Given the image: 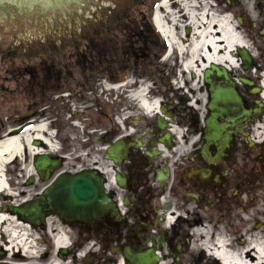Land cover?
<instances>
[{"label":"flooded vegetation","instance_id":"af4514ba","mask_svg":"<svg viewBox=\"0 0 264 264\" xmlns=\"http://www.w3.org/2000/svg\"><path fill=\"white\" fill-rule=\"evenodd\" d=\"M223 3L222 11H230L235 21L241 17L236 23L238 31L256 51H250L251 61L248 64L235 52L238 67L218 66L217 73L208 64L199 78L190 75L191 84L185 82V74H180L181 84L175 88L165 81L152 88L143 78L149 70L153 76L167 74L164 70L122 63L132 58L157 59L161 54L163 45L146 18L140 19L137 35L129 37L118 51L123 59L102 66H88L91 58L86 51L96 50L97 59L103 57L104 41L96 36L58 42L71 45L52 42L46 51L35 53L37 62L24 57L13 63L1 55L6 64L2 102L18 93L32 107L41 109V114L58 103H63L60 112L67 110L65 100L70 97L53 99L55 95L110 88L109 102L92 101L96 108L94 129H85L79 150L69 145L66 151L70 156L55 155L59 167L69 156L71 161L64 172L95 170L111 201V208L97 209L84 220L60 221L94 238L93 246L78 262L75 253L71 254L76 264H199L204 253L193 255L189 249L190 221L207 225L212 241L222 231L233 245L264 228V134L255 130L264 119V102L254 75L264 60V2ZM77 38L86 51L80 49ZM207 69L212 70L209 82L203 76ZM141 88L149 101L157 100L151 112L135 97ZM211 88H233L239 99L227 104L226 110L225 105L211 107ZM80 98L86 99L82 93ZM76 152L84 156L75 160L71 154ZM58 173L50 170L45 179L44 173L35 172L36 179L31 180L48 184ZM167 217H171L169 224ZM206 254L217 264H225Z\"/></svg>","mask_w":264,"mask_h":264},{"label":"rangeland","instance_id":"374dc122","mask_svg":"<svg viewBox=\"0 0 264 264\" xmlns=\"http://www.w3.org/2000/svg\"><path fill=\"white\" fill-rule=\"evenodd\" d=\"M159 1L160 0H73L43 4L42 0H32V6H30V0H24V6L15 2H0V138L10 129H19V131H21L22 128L27 126L24 123L31 122L32 124L38 120H43L47 125V131L52 134L51 140L56 148L55 150H51L45 144L43 145V143H40L38 146L43 148L44 153L47 155H55L59 150L58 147L61 146L62 153L70 155V153L66 151L69 145H74L76 150H79L78 143L84 136L85 129L88 126V128L94 129L96 108L95 105L92 104V100L102 99L103 101L109 102L110 92L101 88L93 89L91 92H82L86 97L85 100L79 99V90H72L71 94L69 92H64L65 95L61 93L57 96H53V99H60L62 97L68 99L70 97L69 100H65L67 110L64 112L59 111L63 103H58L50 112L41 114V109L32 107L30 102L21 98L18 93H14L12 96L10 95L7 98V102H2V80L6 75L4 72L6 64L2 57H10L9 61L13 63H17L20 58L24 60V57H28L27 60L32 62H37V60L34 61V59L38 57L35 53L46 51L45 49L50 46L52 42H56L58 45H71L59 44L58 42H71L70 38L93 36L94 32L98 30V34L95 33L94 36L100 37V39L104 41L101 49L103 59L101 63L96 64L90 52L88 55L89 58L92 59L89 61L91 65L89 64L88 66L98 67L103 64L112 63L114 60L122 58L117 54L119 53L118 49L125 47L128 36H132L131 31L129 35L128 33L126 35L124 30H127L131 26L132 29L136 30L142 15V18L147 17L151 21L152 12ZM187 1L198 2L201 9V4L204 0ZM210 1V4H213L214 7L213 11L220 15L223 14L222 7L224 6V0ZM173 9L181 13L179 7ZM178 29L179 28H177V30ZM186 29L187 26L183 27L181 30L182 32H186ZM60 37H66L67 39H60ZM75 40L78 42L80 49L86 51L84 50L83 41L78 38ZM158 40L166 44L165 40L160 35ZM246 43L249 46V50L254 52L255 50L251 42L246 40ZM69 52H71V50H69ZM2 54L4 55L1 57ZM130 61H132V59L128 62L122 61V63L131 66ZM178 63V54L172 51V53L165 58L161 56L157 59L150 57H148L147 60L137 59L133 66L134 68H159L160 72L164 70L163 72H167V74L157 76H153L149 70L143 78L152 84V88H155L154 85L162 81L167 82V85L175 88V86H177L176 84H181L179 79L175 81V78H180L181 76L179 75L181 69H177ZM261 72H264V60L260 62L259 69L256 68L255 74L253 73L256 75L258 81ZM184 80L186 83L191 84L189 73H186ZM7 83H9V86L12 84L10 82ZM22 115L26 116L22 117ZM53 123H55V125H53ZM19 131H17V133H19ZM34 156L35 155L30 157L29 154L25 153L21 158H16L6 165L9 190L11 192L7 194L5 192L0 193V204H2V206L14 205L24 197H30L31 199L34 192L40 190L47 184L46 181H29L31 178L36 179V175H33L27 167L29 164H32ZM70 161V158L67 157V162H64L62 168L66 169L65 166L70 164ZM19 171L21 172L20 174ZM15 177H17V179ZM14 178L16 180L14 182L18 181V189L13 187L14 182L11 179ZM20 189L24 191V196H19L17 190ZM51 221L53 222L51 223ZM23 227L24 225L22 228H18L20 229L19 234H22L25 230ZM60 229L62 232L68 233L66 227L58 223L53 217L44 227L30 229L29 238L25 241L33 245L32 249L34 252H24L25 256H22L23 251H18L16 247L9 249L8 247L11 244L9 243L10 236L9 234L7 235L6 232V234L2 233V237L0 235V241H2V246L0 247V264H2V262L5 264H51L53 260H58L61 264H74L69 256L61 257L56 253L53 237L55 236L54 234L60 233ZM69 234L71 239L70 242H68V248L74 249L77 247L76 252L82 253L81 246L88 237L81 235L78 230L74 229L73 231L70 230ZM93 244L94 240L89 239L87 247ZM77 256L81 257L79 254H77Z\"/></svg>","mask_w":264,"mask_h":264},{"label":"bare ground","instance_id":"6f19581e","mask_svg":"<svg viewBox=\"0 0 264 264\" xmlns=\"http://www.w3.org/2000/svg\"><path fill=\"white\" fill-rule=\"evenodd\" d=\"M175 3L180 8L181 13L176 9L170 8H177ZM198 7V2H189L187 0H171V3L170 0H160L157 4L153 13V21L157 30L168 41L169 53L165 57L169 56L172 51L176 52V54H181V66L184 71L193 73L198 78L208 64L221 65L226 68L238 67L239 61L234 50L238 47L248 48V45L244 37L237 32V27L231 16L227 14L219 15L213 12L207 14L208 7L205 3H203L201 9H198ZM186 26L188 27V32L184 33L181 29ZM177 28L179 29L177 30ZM259 80L262 89L261 99L264 102V73L259 75ZM144 90V88L139 89L135 93V97L146 111L151 112L156 108L157 100L149 101L145 97ZM255 130L259 131L261 135L264 134V119ZM34 142L37 144L41 142L51 150L55 149V145L51 140V132L47 131L46 123L43 120L35 122L31 127L24 128L20 133L5 134L0 138L1 193L5 192L7 194L11 192L4 172L8 163H11L16 158H21L25 153L31 157L44 152L43 148L36 146ZM27 167L29 171L34 173L31 164ZM22 201L20 200L18 203ZM0 209V235L2 237V233L9 234V243L11 244L8 248L21 247L22 256H25L24 252L33 253V245L25 241L29 238V231L32 228L16 219L14 215L7 213L2 204H0ZM261 210L264 212V197ZM49 219L47 223H49ZM170 222L171 217H167L166 223L169 224ZM190 224L192 229L191 235H189L191 237L188 243L189 249L193 252V255L201 251L204 253L198 259L200 260L199 264H201L200 262L203 264L218 263L216 259L208 257L206 254V250L210 246L213 247L217 258L225 264H264V228L259 232H255L252 237L240 241L237 245H233L222 231L217 232L214 241H212L208 236L207 225L197 221H190ZM23 225L25 230L22 234H19L20 229L18 228H22ZM68 242V237L64 232H60L53 239L55 249L67 248ZM1 246L2 241H0ZM51 264H61V262L53 260Z\"/></svg>","mask_w":264,"mask_h":264},{"label":"water","instance_id":"95a60500","mask_svg":"<svg viewBox=\"0 0 264 264\" xmlns=\"http://www.w3.org/2000/svg\"><path fill=\"white\" fill-rule=\"evenodd\" d=\"M57 1H73V0H42L43 4H50ZM0 2H15L24 6V0H0ZM32 6V0H30ZM242 58L249 61V56L246 51L238 49ZM215 68V65H211ZM210 73L206 70L204 73L205 79ZM226 77V75H225ZM231 90L220 91V94L215 98V102L233 101L235 98L230 94ZM35 168L41 172L46 165H55V160H50L47 156H39L33 162ZM100 179L93 173L83 175H61L59 176L42 195L34 198L32 201L21 206L9 207L11 214H15L19 219L28 222L31 226L39 225L44 221L47 215L44 211V206H50L55 209L57 214L67 219L68 216H73L71 219H79L84 212L95 209L97 203L101 201L105 208L109 202L106 196L102 199L97 198L98 190L100 189ZM64 252V250L62 251Z\"/></svg>","mask_w":264,"mask_h":264}]
</instances>
